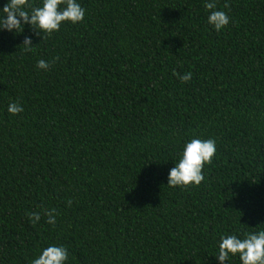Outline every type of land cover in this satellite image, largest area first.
I'll return each instance as SVG.
<instances>
[{
  "label": "trees",
  "instance_id": "obj_1",
  "mask_svg": "<svg viewBox=\"0 0 264 264\" xmlns=\"http://www.w3.org/2000/svg\"><path fill=\"white\" fill-rule=\"evenodd\" d=\"M207 2L77 0L50 37L0 31V264L52 245L65 264H219L221 236L264 230V0H217L220 32ZM193 138L216 142L204 180L168 187ZM43 208L55 226L26 215Z\"/></svg>",
  "mask_w": 264,
  "mask_h": 264
},
{
  "label": "clouds",
  "instance_id": "obj_2",
  "mask_svg": "<svg viewBox=\"0 0 264 264\" xmlns=\"http://www.w3.org/2000/svg\"><path fill=\"white\" fill-rule=\"evenodd\" d=\"M61 5H64L61 8ZM210 11L208 24L215 31L220 32L229 24V16L224 11H218L217 0H209L204 5ZM228 8L227 3L224 4ZM85 10L77 3V0H42L41 6H34L31 0H8L0 9V31L21 33L24 25H29L31 29L42 38L50 37L54 32L59 31L63 22L77 24L83 21ZM25 52L34 51L32 40L25 37L23 40ZM38 45V44H37ZM59 57H54L51 63L41 59L36 67L41 70H48ZM173 75H179L173 73ZM191 72L179 75L181 83H186L191 79ZM7 111L12 115H17L23 111L20 104L12 102L8 105ZM216 154V142L213 139L201 140L193 138L184 146L178 163L174 165L168 174V187L187 188L189 186H199L204 180L203 169L205 165L212 163ZM72 201H68L71 206ZM33 224L39 222L41 215L45 222L55 226L58 212L56 209L43 208L42 211L26 213ZM239 255L241 264H264V230L258 232L244 233V238L236 235L221 236L218 245V262L225 264L230 256ZM68 259V251L64 246H49L45 248L39 258L33 260L31 264H65Z\"/></svg>",
  "mask_w": 264,
  "mask_h": 264
}]
</instances>
